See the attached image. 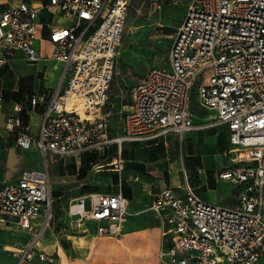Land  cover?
<instances>
[{
    "label": "built area",
    "instance_id": "built-area-1",
    "mask_svg": "<svg viewBox=\"0 0 264 264\" xmlns=\"http://www.w3.org/2000/svg\"><path fill=\"white\" fill-rule=\"evenodd\" d=\"M68 26L51 33L49 59L63 62L56 87L37 86L26 102L17 103L5 125L16 133L20 149L36 147L41 161L0 183V222L14 219L16 228L31 231V241L16 251L15 264L36 255L35 249L54 220L51 168L58 157L79 156L117 144L113 169H124V142L184 139L199 128L192 110L198 105L213 115L203 127L226 125L229 163L220 178L238 188L235 207L204 200L186 171L181 187L159 190L149 206L163 224L165 244L160 264H258L264 258V0H190L177 27L169 67L153 66L130 89V106L122 134L110 135L104 112L109 101L127 18L128 0H51ZM40 9L22 1L0 12V67L23 52L40 62ZM47 59V58H46ZM3 89L0 87V107ZM42 109L38 130L30 113ZM26 113L28 121L23 117ZM91 200L86 210L85 200ZM79 225L98 222L97 233L117 237L129 215L121 193H92L70 205ZM35 225L37 229L35 230Z\"/></svg>",
    "mask_w": 264,
    "mask_h": 264
},
{
    "label": "crops",
    "instance_id": "crops-1",
    "mask_svg": "<svg viewBox=\"0 0 264 264\" xmlns=\"http://www.w3.org/2000/svg\"><path fill=\"white\" fill-rule=\"evenodd\" d=\"M22 1L40 9L38 39L35 46L42 60L40 62L27 61L24 53L20 52L29 66H35L31 74L25 73L22 76H17L15 72L21 69L24 71L26 67H17L16 57L0 67V87L3 89V102L0 107V183L17 178L24 169L35 166L41 161L36 147L20 149L17 146L16 133L6 127L5 121L13 113L17 103L26 102L29 98V95L21 94V82L24 77H35L33 94L39 85L52 89L56 87L63 62L48 58L53 49L51 33L57 27L70 24V21L62 18L60 8L57 5H51V0H0V12ZM16 76L17 79L14 81ZM42 111L40 109L39 112L30 113V122L32 114L36 113L39 126ZM210 117H200L195 113V123L199 128L185 136L186 155L176 154L173 161L169 157L170 148H172L170 146H179L176 150L178 152L180 145H183L180 137L173 133L166 138L126 144L124 142L121 147V156L124 151L122 157L124 169L120 172L113 169L111 162L115 158L107 163L111 166V172L104 179H100V183L106 185V190L86 192L72 200L71 204L80 197L92 193L121 192L129 200V215L122 234L117 237L99 235L97 233L98 222L95 221L87 220L84 225H79L77 217L69 212L71 204L58 205L62 198V191L59 190L63 187L59 188L57 184L63 182L67 175L65 173L57 175L56 171L54 172L55 168L65 172L69 158L70 161H74L71 168L75 176H82L85 168H90L89 165L95 161L91 155H96V153L86 152L79 156L55 159L51 168L55 217L52 226L42 233L35 245L36 250L53 257L54 262L40 260L34 255L32 261L26 264H160V251L167 241L163 236L161 220L149 210V206L155 194L162 189L160 185L162 180H167V187L182 186L183 182L180 181L179 172H187L186 158L199 155L202 157L205 153L215 154L216 152L226 155L229 149L228 128L226 125L203 127ZM198 120L201 121L198 122ZM110 147L111 145L107 149ZM196 149L202 151L196 153ZM85 158L87 162L83 160ZM225 163L226 161L218 164L221 165L217 176L219 192L213 198L215 202L208 201L201 196L198 184H196V189L197 193L208 202L235 207L238 203L239 188L232 181L220 178V172L227 166ZM174 175H176V180ZM36 229L37 225H35ZM32 235L31 231L16 228L13 218H10L8 223L0 222V264H15L16 251L25 247L31 241Z\"/></svg>",
    "mask_w": 264,
    "mask_h": 264
},
{
    "label": "rangeland",
    "instance_id": "rangeland-1",
    "mask_svg": "<svg viewBox=\"0 0 264 264\" xmlns=\"http://www.w3.org/2000/svg\"><path fill=\"white\" fill-rule=\"evenodd\" d=\"M189 2L190 0H128L127 18L120 54L110 87L109 101L104 108V112L108 114L110 119L111 136L122 134L124 113L129 109L131 103L130 89L132 86L143 79L150 67L170 66V49L177 27L185 14ZM15 64L19 68L26 67L24 71L22 69L17 70L15 72L17 76H22L25 73L31 74L30 72L35 70V66H29L20 52L17 53ZM27 67L29 68L28 70ZM61 72L62 68L60 74ZM17 76L14 81H16ZM192 110L200 117H210L214 113L199 107L198 87L193 90ZM37 121V115L33 113L31 127L35 133L38 130ZM200 121L198 120V122ZM180 140L183 145H180L178 152L176 150L179 146L173 145L176 149L170 146L172 148H170L169 157L172 161L175 159L176 154L186 155L187 153L185 138L183 140L180 138ZM126 143L128 142L124 144ZM196 150V153L202 151L200 149ZM95 153V161L89 165L90 168L86 169L82 176H75V172L71 168L74 161H70L69 158L65 172L55 168L54 172L56 171L57 175L62 173L67 175L66 179L63 178V182L57 184V187H63L59 190L60 192L62 191V198L59 200L58 205H70L73 199L86 192L106 190V185L101 184L100 179H104L110 174L111 166L107 165V163L113 158H118L119 147L117 144H113L110 148L107 149L106 147L103 150L95 151ZM123 156L124 151L122 152ZM225 156L222 152H216L215 154L205 153L202 157L199 155L198 157L185 159L190 184L195 189L196 184H198L201 196L208 201L215 202L213 198L219 192L217 176L221 165L218 164L225 161V164L229 163L228 158H225ZM179 174L180 181L184 182L185 172L180 171ZM173 177L175 179L176 175ZM160 185L162 189L166 188L167 180H162ZM84 207L86 210L91 209L90 199L85 200ZM258 264H264V258Z\"/></svg>",
    "mask_w": 264,
    "mask_h": 264
},
{
    "label": "trees",
    "instance_id": "trees-1",
    "mask_svg": "<svg viewBox=\"0 0 264 264\" xmlns=\"http://www.w3.org/2000/svg\"><path fill=\"white\" fill-rule=\"evenodd\" d=\"M34 80H35V77L34 76H26L22 79V82H21V94L24 96V95H29V97H31L33 95V84H34ZM26 116V113L23 117ZM28 121V116L25 117ZM93 159H95L96 157L94 155H91ZM85 162H87L88 160L85 158L83 159ZM85 171H86V168H85Z\"/></svg>",
    "mask_w": 264,
    "mask_h": 264
}]
</instances>
